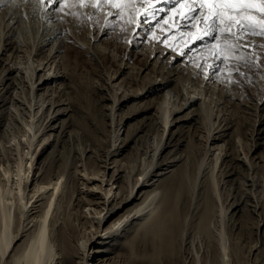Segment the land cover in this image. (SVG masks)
I'll return each instance as SVG.
<instances>
[{
  "label": "bare ground",
  "instance_id": "obj_1",
  "mask_svg": "<svg viewBox=\"0 0 264 264\" xmlns=\"http://www.w3.org/2000/svg\"><path fill=\"white\" fill-rule=\"evenodd\" d=\"M175 6L159 0L154 8L143 6L148 15H138L134 32L158 26L168 35L164 24H172L167 46L162 37L151 44L152 59L161 50L156 64L174 42L177 49L160 61L163 70L148 86L130 90L129 71H107L101 81L80 60V52L100 67L108 59L95 42L116 22L117 9L0 2V185L6 186L0 189V264H264L261 156L250 158L242 138L229 137L215 112L231 92L232 63L210 56L213 38L189 41L191 21L169 11ZM189 68L194 71L183 78ZM137 99L150 102L146 121L124 139L120 126L100 158L104 111L114 128ZM203 125L212 131L200 149ZM150 136L159 142L143 147ZM131 149L135 156L123 159ZM228 186L233 191L225 195ZM65 197L76 210L68 218L57 216ZM88 205L94 206L89 215L81 212ZM250 206L259 218L253 241L239 215ZM248 243L247 254L257 252L251 262L243 252Z\"/></svg>",
  "mask_w": 264,
  "mask_h": 264
},
{
  "label": "rangeland",
  "instance_id": "obj_2",
  "mask_svg": "<svg viewBox=\"0 0 264 264\" xmlns=\"http://www.w3.org/2000/svg\"><path fill=\"white\" fill-rule=\"evenodd\" d=\"M79 17L82 18L81 15H79ZM115 18L117 19L116 22L113 24V26H109L106 29L107 30L106 34L102 35L99 38L98 42H95L100 45L99 46L100 52H102V54L106 53V57L108 59L104 61V63L100 67V65L98 66L96 62H94L95 64L92 65V62L87 60L86 55L83 52H80L81 53L80 60L86 61L85 63H88L87 65H89V68L85 70L93 72L94 74L93 77H97L96 79H99L101 81L107 80V77H105L107 71H109L112 74L116 73L121 69H122L121 71L123 70L129 71L128 76L131 79V86H132L130 90L136 87L141 90L149 85L150 81L153 79L155 75L161 73V70H163V68L160 69L162 62L164 63L165 59L173 54L174 48L177 49V43L174 42L171 45L172 53L170 52L169 54H167V56L164 59L160 58L157 64L155 61L159 57L161 50L160 49L158 50V52L156 53L157 56L154 59L151 58L152 48L155 47L154 45L151 44L157 43L158 37H162L161 44H163L164 46H167L170 43L169 34L173 32L171 30L172 24L170 22L164 24V26H166V29L168 28V32H170L168 33V35H164L161 28L158 26L145 30L137 29V32H134V25L126 24L125 20L122 18L121 15L116 14ZM137 18L139 17L138 16L136 17L137 21L140 20V18L139 19ZM122 29H127V31H122ZM97 33L98 31H96L94 35H97ZM140 33H145V35L140 36L139 35ZM140 37L142 38L144 37L145 39L142 40ZM126 40L130 42H125ZM165 40L167 41L166 43L164 42ZM240 43L244 44L245 47L239 50L237 55H239L241 51V53L243 52L246 54L245 58L244 60H236V59L229 60L232 63L231 64L232 67L228 71L229 78L227 76V80H228L229 90L231 91L228 95L231 96L230 97L223 96L222 100L225 98L224 99L225 103H223V107L220 109L216 106L215 112L217 113L219 111L218 113L221 115L220 121L221 123H223L222 128L226 127V129L225 128L224 129L227 133H229L230 135L229 137H232L233 140H235V138L239 136L242 138V142L244 141L243 143L244 151L250 156V158L261 156L259 158L261 159L259 163V172L261 174H264V131L260 132V129L262 128L261 126V122L263 120L262 117L264 116V47H261V45H264V37L248 35L243 37ZM161 60L163 61L160 63ZM245 61L248 62L246 63ZM236 68H239V72L235 71ZM191 71H194L193 68L184 69L181 72V75L184 78L188 76L191 73ZM99 94H102V91ZM144 101L145 100L140 101L139 99L133 100L130 103V105L133 104L131 108L128 109L125 107L122 112V114L124 113L123 115L125 116H121L116 119L114 128L110 126L111 116L109 114V110L104 111L105 120L108 124V127L107 126L105 128L100 127L97 129V135L103 141V143L102 142L100 143L98 150V153L101 154L100 158H103L108 150L110 151L111 137L114 135V133L117 134L118 131L120 132V128H119L120 126L124 127V129L122 130L123 133L122 137L124 139L126 138V136H128L127 133L130 128H132V130H137L143 125V122L146 121V116L149 115V113L146 112V107L150 103L149 101L147 102ZM105 104H110V101L107 100ZM205 126L206 125L202 126L204 127L203 130L204 129L206 130V131L204 130L203 132V134H205L204 135L205 137L203 136L204 139L202 138V141L197 142L199 143L197 147H199L200 149L204 148L205 141L203 140H205L207 134L210 133V131H212V128L209 125H208L210 127L209 129L208 126L207 127ZM188 136L190 137V134ZM152 137L153 136H150V139L144 140L143 147L148 146L150 143L155 144L156 141L159 142L158 140L159 138L158 139L155 138L156 141L155 139H153L154 140L153 141ZM189 144L191 146L190 148H193L194 147L193 145H195L193 141L187 143V146ZM125 154L126 156H124ZM129 155L135 156V151L131 149V154L125 152L123 154L124 156L123 159H127ZM60 163H63V161H61ZM245 172L246 171H244L243 173ZM5 187L6 186H4L3 184L0 185L1 190ZM14 187L15 186H13V188ZM115 187L116 185H114L110 195L116 192ZM103 188L109 189L110 187L103 185ZM85 189L86 188H83L84 191ZM93 189L94 191H99L101 193H104L103 189L97 190L95 187H93ZM61 190H62V186L58 188L59 192H61ZM222 190L224 191L225 195H230L232 194L233 191L231 186H228L224 189L222 188ZM249 191H250V187L247 185L246 187H244L242 192L243 194L248 195ZM51 192L52 190L46 194L45 200H43V203H45V205L49 201L48 199L50 197ZM80 194L81 197L88 199L87 195L84 194L83 192H80ZM96 201L100 202L102 200L96 199ZM58 205L60 210L58 211L57 216L58 215L61 217L64 216L63 218H68L70 213L72 212L74 213L76 211L72 209V206L68 205V200L66 197L63 198ZM93 209L94 206H89V205L83 206L81 208V212L89 215L91 211L94 212ZM253 209L254 207L251 206L245 207L244 210L241 213H239V215H241V217L246 221L245 223L247 226V232L248 234H250L251 241L255 240L256 232H257V223L259 219L256 212L252 211ZM72 215L70 217L71 219H74L73 218L74 216ZM76 224L78 228V233L83 235L85 232L84 231L85 228L81 226V224H78V222H76ZM260 232L261 235L262 234L264 235V226L259 228V233ZM231 239H232L231 242L237 240L234 234L231 235ZM251 245H252L251 243H248V245L243 244L244 246L243 252L245 253V255H248L250 253ZM256 253L257 252H254L255 255ZM254 254L251 253V255L248 256L244 255V258L247 261L249 258L251 262V260H254L255 257L253 256Z\"/></svg>",
  "mask_w": 264,
  "mask_h": 264
},
{
  "label": "snow or ice",
  "instance_id": "obj_3",
  "mask_svg": "<svg viewBox=\"0 0 264 264\" xmlns=\"http://www.w3.org/2000/svg\"><path fill=\"white\" fill-rule=\"evenodd\" d=\"M10 2L17 3V0ZM23 2L27 3L28 0ZM52 2L56 3V0ZM158 2L159 0H60L61 5L71 3L80 7L91 6L98 12H103L105 6H111L117 9V14L122 16L126 24L136 26H139L136 20L138 15H148L147 11H142L143 6L154 8ZM175 5L169 11L180 20L191 21L190 27L194 31L186 34L188 40L195 43L213 38L214 43L206 46L208 52L210 56L224 62L230 59L244 60L245 53L237 55L245 47L240 43L243 37H264V0H175ZM180 55H185V52L181 51ZM235 71L239 72V68Z\"/></svg>",
  "mask_w": 264,
  "mask_h": 264
}]
</instances>
